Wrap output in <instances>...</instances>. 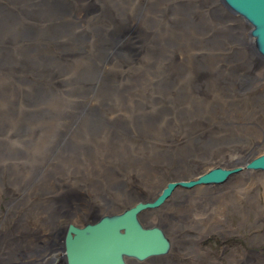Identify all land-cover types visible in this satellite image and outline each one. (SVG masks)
<instances>
[{
	"label": "bare ground",
	"instance_id": "6f19581e",
	"mask_svg": "<svg viewBox=\"0 0 264 264\" xmlns=\"http://www.w3.org/2000/svg\"><path fill=\"white\" fill-rule=\"evenodd\" d=\"M107 1L110 4L93 6L85 0H0V150L14 153L0 159V167L12 179H2L0 184V264L56 263L54 255L61 251L67 226L95 222L86 218L99 208H109L106 201L126 204L119 200L123 193L139 194L137 203L153 201L170 182L195 181L214 168L242 167L222 188L177 187L160 207L140 215L145 227H159L173 238L161 263H186L183 260L192 258L205 233L225 231L227 204L222 202L226 191L248 194V187L256 184L247 177L250 173L262 176L264 190V173L245 169L251 159L264 153V146L256 149L259 135L251 145L243 142L247 131L241 124L248 118L249 124L262 126L264 77L256 86L254 73L263 76L264 60L252 50L238 22L229 21L231 13L226 14L219 1H211L213 5L205 10L195 6L198 0H154L145 8L147 30L135 20L131 32L136 38H130L123 24L116 22L113 7L124 14L122 7L128 0ZM208 9L223 24L214 27L228 34L202 24ZM123 40L140 44L135 54L127 52ZM120 55L124 56L121 60ZM190 61L192 71L185 72L181 67ZM144 69H150L158 82L162 77L171 81L176 75L174 82L180 85L175 95L181 108L194 111L202 120H196L194 127H177L179 131L166 108L147 111L127 106L124 99L136 105L145 101L146 107L150 102L149 89L134 86L131 80ZM213 88L216 100L210 98ZM195 91H201L205 104L198 103ZM81 108L93 117L65 118L69 111ZM152 110L156 123L162 122L158 127L154 122L135 124L136 132L124 127L131 116L155 120L149 117ZM229 113L234 117L229 118ZM53 116L61 119L62 128L75 129L66 133L63 142L70 160L80 154L88 157V163L78 157L69 162L71 173L59 174L80 172L77 176L25 183L19 170L28 165L31 181L46 180L53 170L48 166L52 159H44L42 152L43 126L35 124L51 122ZM13 139L20 147L12 145ZM35 146L38 152H33ZM15 154L21 157L12 158ZM166 174L174 175L167 183ZM147 213L155 214L151 225L143 223ZM76 216H82V225ZM60 262L65 263L64 256Z\"/></svg>",
	"mask_w": 264,
	"mask_h": 264
},
{
	"label": "rangeland",
	"instance_id": "374dc122",
	"mask_svg": "<svg viewBox=\"0 0 264 264\" xmlns=\"http://www.w3.org/2000/svg\"><path fill=\"white\" fill-rule=\"evenodd\" d=\"M85 1L88 4H92V5L96 4V3L97 4L104 3V5L110 4L107 0H101V1H99V0H85ZM138 1L141 2V4H139ZM194 1H196V0H194ZM211 1L213 4L215 1H217V2L219 1L218 3L221 5L223 4L221 0H203V1L198 0V2H196L194 4L198 9H201L200 7L203 6L205 8V10H207V8L210 5H213V4H211ZM153 2H154V0H128L127 2H124L126 5H123V7H122L124 14L120 12L121 10L119 8L117 10V8L115 6H113L114 11H117V14H116L117 15V17H116L117 21L116 20L115 21L118 22L120 25L123 24L125 33H127V35H128V36L126 35V37L131 38L133 36L134 38H136V35H133V33L131 32V29L135 28V26H136V24L134 22L135 20L141 21L142 25L145 26L143 28H145L147 30V28H146L147 26L145 25V23L143 21V19L145 18L144 16H146V11H147L145 8L148 7L147 5L153 4ZM116 3H117L116 1H113V4L116 5ZM93 6H95V5H93ZM209 9H210V7H209ZM209 9H208V11H206V13L205 12L203 13L204 20H203L202 24L204 26L205 25L210 26V27L214 28L215 30L221 32L222 29H217L214 27V25H216L217 23H220L217 19V15H213L210 12L211 10L209 11ZM225 13L227 14V13H229V11L226 10ZM86 15L87 16H93L91 14H86ZM230 16H229V18H231V19H229V21L234 22V24L236 22H238L237 25L240 26L241 30L243 31L244 36L246 35L248 37V39L251 43V46H252L251 38L249 36L250 27L240 17H237L232 13ZM85 17H83L82 15L80 16V18H85ZM220 24H222V23H220ZM217 25H219V24H217ZM155 26H160V24L155 25ZM143 33H144V36L147 35V33L145 31H143ZM221 33L228 34L227 31L221 32ZM122 36H124L123 33H122ZM144 36L142 37L143 42L146 41ZM229 37H231V36L229 35ZM137 38H138V35H137ZM123 43H124V45L127 46V49H128L127 52L130 54H135L136 51L138 50V46L140 47L139 43H138V45L137 44L131 45V43L128 42V40H123ZM127 52H124V53H127ZM142 55L143 54H141V56ZM119 57L121 60L124 56L120 55ZM190 64L192 65L191 61L188 62V64L184 65L181 68H185V70H186L185 72H188V70L192 71L191 69H189V68H191L189 66ZM144 70L145 71H143L141 73H137L136 75H134L131 80H133L132 84H134V86H140L141 85V86H145L147 89H149L148 91H150V96H151L149 99L150 102H149V104H147V107H146L145 101L143 102L142 105H136V104L131 102L132 100L129 101V99H124V102L127 104V106H129L131 108L140 106L139 108L146 109L147 111H149L148 109L151 110V108H153V107H162L164 109L166 108L165 110L168 112V114L171 113V114H169V116L172 118V121H173L172 125L174 127H176V130L178 128L183 130V126H185V125L194 127L196 120H202L201 118H198L199 116H197L194 111L188 110V111L184 112V109H186V108L185 107L181 108L182 103H180L181 101L175 95L177 88L180 85L178 81H177V83L174 82V78L177 77L176 75L172 76L173 80H171V81L165 82L167 80L164 79V77H162L161 80H163V81L158 82V81H156L155 78L152 77L155 74L152 73V71L150 69H147V70L144 69ZM262 75L263 76L259 75L258 71L254 73V76H255L254 79H256L254 84L256 86H259L262 83V81L260 80V77L261 78L264 77V74L262 73ZM74 77H70V78L73 79ZM74 80H77V79L74 78ZM174 83L177 84V85H175L176 87L174 86ZM215 91H216V88H213V92L210 94V98H213V100L217 99V98H215V95H216ZM200 92L201 91H195L194 97L198 100V103L202 102L205 104L206 102L202 101V99L204 97L202 96V94ZM18 95H19V93H18ZM124 96H126V95L124 94ZM18 98H19V96H18ZM153 101H155V103ZM139 104H140V102H139ZM156 104H157V106H156ZM67 111H68V109H67ZM75 112H77V113H75ZM72 113H75V115H71ZM152 113H153V110L151 111V114ZM68 114L69 115H66L65 118H67V117H79V118L90 117V118H92L93 117V116H90L88 113H85L82 108L79 111H76L73 109V110L69 111ZM202 116H207V115L203 114ZM228 116H229V118L234 117L232 115V113H229ZM149 117H151V118L153 117L152 119H155L154 114H152V116H149ZM53 118H55V117L53 116ZM202 118H206V117H202ZM262 119H263L262 120V126H260L259 128L256 125L253 126V125L249 124L250 120L248 118L246 121H242L243 123H241L242 129L245 132L247 131L246 132L247 137L243 140V142L249 143L251 145L257 141L256 136L257 135L260 136L259 137L260 138L259 145L256 149H262L264 146V114L262 115ZM134 120H136V121H134ZM60 121H61V119H60ZM60 121L59 120L57 121V118H55L51 122H36L35 123V124H38L39 127L43 126V128H40V132L43 135H45L43 138V141H42L43 142V146H42L43 151L42 152L44 154L43 156H45L44 159H47L46 158L47 156H50V158L52 159L48 166L50 168H52L53 170H51V173L48 175V178L46 180L42 179V181L41 180H32L31 181V180H29L30 177L27 176V174H26V172L28 171L27 167L30 166V165H28L24 168L23 171L19 170V174L21 176L22 175L24 176V178H22V179L26 181L25 183L35 181L37 184L38 183L44 184L50 178L55 179L56 177H58L61 180H63L65 178L80 175V172H79V174H76V172H75V174L72 173V175L67 174V175H65V177H63V175H59V174H63V173L64 174L68 173L69 171L71 173L72 168L69 166V165H71L69 162L72 161L74 163V161L78 160V157L80 159L83 157L80 154H78V156L76 154L75 156L77 157V159L74 156L70 160V155L68 152H66L67 151L66 146L63 144V142L65 140V137L68 136L66 133H70V131H73L75 129H72V128L66 129L65 127L62 128ZM62 122H64V121H62ZM153 122L156 124L157 127L160 125V123H162V122H158L159 124L156 123V119L155 120H139V119L133 118V116H131V118L128 121L124 122L123 125H124V127H127V129L129 131L136 132L137 128L134 126L135 124H139V123H146V124L151 123L152 124ZM184 122H186V123L184 124ZM98 123L100 124V122H98ZM257 123H258V121H257ZM255 128H257V130L253 131ZM107 129H108V127H107ZM259 129H262V130H259ZM98 130L101 131L100 129H98ZM98 130H97V132H98ZM98 133H97V135H95L96 139H99V137H100V133L99 134ZM161 134H163V133H161ZM165 135H166V133H165ZM161 137L164 139V135H161ZM41 138L38 141H40ZM14 140L15 139L12 140V145L15 147H20L19 142L17 140L15 142ZM5 144H8V143H5ZM22 148H23V150H27L25 147H22ZM91 149L96 151L93 148V146ZM35 150H36V152H38L37 146H35L33 148V152ZM96 152H98V151H96ZM41 153H39V154H41ZM9 154H14V153L8 152L6 150V148L1 149L0 150V159H3L5 156H9ZM225 154H228V153H225ZM15 155H12L13 156L12 158L21 157V156H17V154H15ZM227 157L229 158V156H227ZM81 161L84 163H88L87 162L88 157L87 156L83 157ZM241 163H242V161H241ZM241 166H243V164ZM116 170H117V172L120 173L119 169L116 168ZM177 170L180 172L179 168H177ZM7 171L8 170H5L2 166L0 167V172H3V174H4V175H0V184H1L2 179L8 178L9 180H12L10 178V174H7ZM54 172L58 173V175H55V177H52L53 176L52 173H54ZM247 172H252V171H247ZM258 173H260V172H258ZM6 175H8V176H6ZM159 176H160V179H161V177H163L161 174ZM159 176L157 177L158 180H159ZM172 176H174V175H167V174L164 175V177H165L164 179L166 180L165 182L167 183L168 180H170V177H172ZM247 177L248 178L252 177V178H249V180L254 184L256 183L255 185H253L254 186L253 188L248 187L251 189L249 193L247 191L248 194H244V192L237 191V189H236V191L240 192V193H237V192L235 193V191H233V192H229V191L227 192L226 191V194L228 193V195L223 196L224 201L222 202V205H224L225 203L227 204L225 207V210H224V214L226 216L225 217L226 224H227L225 231L213 232L210 234L205 233L200 238L198 246L194 245L195 248H194L193 253H192V258H190V259L185 258L183 261H185L186 263H178V264H238V263L264 264V190H263L262 183H261L262 182V176L257 175L256 173H250L247 175ZM80 179H82L81 176H80ZM223 185L224 184L218 185L217 187L222 188ZM79 187H81V185L78 186L77 188H79ZM124 189H127V188H124ZM254 189H256V190H254ZM151 191L154 192V190H151ZM122 193L123 192L120 191V194H122ZM127 193H123V198L119 199L121 202H124L126 204L121 203L118 205H114V204L110 205L109 201H106L105 204L107 206H110L109 208H104V207L99 208L96 211H94L91 216H89L90 218L88 217L86 219L89 221L90 220H97L98 218H100L101 215L105 216V215L119 214V213L123 212L125 209L130 208L131 204L133 206L134 204L137 203L136 199H139V197H136V196H138L139 194H136V196H133V195H131V194L129 195ZM28 194H29V191H28ZM241 194H243V195L241 196ZM39 195H41V194H39ZM108 197H110V196H108ZM130 198L132 200L130 202H128L130 200ZM108 212H110L111 214H106ZM149 212H153V211H149ZM81 217L82 216H76L77 223H81L80 225H82V223H83V220L81 219ZM147 217H148V219H147ZM153 217H155L154 213L153 214L147 213L146 220L143 221V223L151 225ZM141 222H142V219H141ZM167 229H169L168 231L170 232L169 226ZM189 234H190V236L195 235L194 232H190ZM166 235H167V238L170 240L171 247H172L173 238H172V236H170L168 234H166ZM62 253H63L62 251H57L55 253L54 256H55L57 262L53 263V264H65L64 262H60L62 260V257L60 256V254H62ZM162 258L161 257H160V259L154 258V259H150L146 262H142V263L137 262L135 260H129L128 263L130 264L131 262H134L135 264H158V263L163 264V263H161Z\"/></svg>",
	"mask_w": 264,
	"mask_h": 264
},
{
	"label": "water",
	"instance_id": "95a60500",
	"mask_svg": "<svg viewBox=\"0 0 264 264\" xmlns=\"http://www.w3.org/2000/svg\"><path fill=\"white\" fill-rule=\"evenodd\" d=\"M230 13L249 27L252 50L264 60V0H221ZM245 169L264 173V153L251 159ZM241 168H214L195 181L170 182L153 201L138 202L125 211L105 215L81 227L69 224L65 230L60 256L65 264H129L166 256L171 242L159 227H145L140 215L160 207L177 187L218 186Z\"/></svg>",
	"mask_w": 264,
	"mask_h": 264
},
{
	"label": "flooded vegetation",
	"instance_id": "af4514ba",
	"mask_svg": "<svg viewBox=\"0 0 264 264\" xmlns=\"http://www.w3.org/2000/svg\"><path fill=\"white\" fill-rule=\"evenodd\" d=\"M103 215H101L100 217H102ZM90 223V222H89ZM76 226H78V225H76ZM66 230V229H65ZM57 262V261H56Z\"/></svg>",
	"mask_w": 264,
	"mask_h": 264
}]
</instances>
